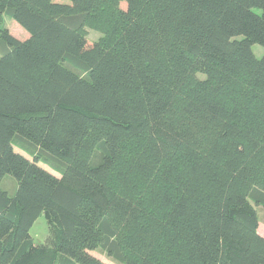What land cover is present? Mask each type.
Segmentation results:
<instances>
[{
    "label": "trees",
    "instance_id": "16d2710c",
    "mask_svg": "<svg viewBox=\"0 0 264 264\" xmlns=\"http://www.w3.org/2000/svg\"><path fill=\"white\" fill-rule=\"evenodd\" d=\"M68 1L0 0V264H264V0Z\"/></svg>",
    "mask_w": 264,
    "mask_h": 264
},
{
    "label": "rangeland",
    "instance_id": "374dc122",
    "mask_svg": "<svg viewBox=\"0 0 264 264\" xmlns=\"http://www.w3.org/2000/svg\"><path fill=\"white\" fill-rule=\"evenodd\" d=\"M62 2H69L68 0H60ZM121 6L123 8H126V2L123 1L121 3ZM256 12L258 13H263L264 9H255ZM6 18V25L9 28L10 32L16 36L19 39H27L30 36V32L23 26L21 25L18 21H16L13 18L8 17L7 15L5 16ZM88 39L89 43L92 44L98 37L100 36L99 31H96L95 29H90L88 30ZM2 44H1V36H0V56L3 52ZM253 51L256 53L257 56L261 57L264 53V48L258 43H255L253 45ZM24 145L20 143L15 144V149L24 155H26L29 158H33L30 150H26L23 147ZM41 165L45 166L46 168H49L51 171H54L57 174H60L59 171L56 170V168H53L50 164L45 163V162H39ZM2 185L4 188H6L11 195L15 194L16 187H17V180L14 176L12 175H6L3 179ZM260 223H259V232L264 235V207L261 205L256 206ZM31 235L34 239L35 243H45L50 235V226L47 221V218L45 214H41L37 220L34 222L31 230ZM92 254L96 255L97 257L101 258L103 261H105L108 264H120L117 261H115L112 257L108 256L106 253H104L101 250H91L90 251Z\"/></svg>",
    "mask_w": 264,
    "mask_h": 264
},
{
    "label": "crops",
    "instance_id": "0c3cea01",
    "mask_svg": "<svg viewBox=\"0 0 264 264\" xmlns=\"http://www.w3.org/2000/svg\"><path fill=\"white\" fill-rule=\"evenodd\" d=\"M48 170H50L49 168H47ZM51 171V170H50ZM51 172H53L54 174H56L57 176H60V174H57V173H55L54 171H51Z\"/></svg>",
    "mask_w": 264,
    "mask_h": 264
}]
</instances>
